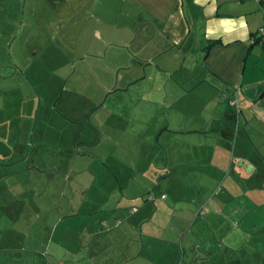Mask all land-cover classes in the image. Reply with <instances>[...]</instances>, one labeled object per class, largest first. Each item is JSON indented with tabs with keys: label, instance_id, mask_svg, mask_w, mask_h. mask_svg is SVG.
<instances>
[{
	"label": "crops",
	"instance_id": "0c3cea01",
	"mask_svg": "<svg viewBox=\"0 0 264 264\" xmlns=\"http://www.w3.org/2000/svg\"><path fill=\"white\" fill-rule=\"evenodd\" d=\"M21 2L0 0V17L4 20L0 34L12 37L9 54L15 63L12 51L17 48L14 43L22 29V23L17 27L19 15L21 19L24 14L22 19L26 22V6L21 12ZM24 2L29 4L30 15L25 46L21 48L27 52L24 59L37 58L28 55L36 54L35 48H42L30 29L34 27L32 22L38 21V16L41 23L44 21L42 30H47L49 37L45 41L49 44L54 33L47 27L53 28V22L60 21L64 46L58 49L64 55L62 61H81V73L98 79L95 94L94 90H82L90 105L81 108L83 118L91 121L95 117L91 126L94 134L84 130L91 144H84L89 149L84 153L97 155L90 148L102 146L108 159L129 168L121 171L126 181L121 183L119 170L95 156L103 162L109 178H116V187L109 195L114 197L110 206L103 185L97 189L100 198L86 196L89 187L79 185L83 197L76 204L69 183L51 186L55 188V199L39 200L41 189L36 183L20 187L16 176L4 177L0 190L20 189L25 197L18 198L14 192L13 200L0 198V210L4 212V218H0L4 222L0 226V264H257V255L262 253L260 243L254 241L257 227L239 228L237 233L248 234V241L238 245L228 239L231 232L223 230V225L231 222L230 213L237 211L246 220L257 213V206L264 205V185H259L257 192L254 180L264 173V156L257 142L252 141L257 133L264 141V42L259 33L264 25V0ZM5 26L7 32L3 31ZM212 42L206 52L205 47ZM104 58L113 64L127 62L134 66L126 80L129 85L124 104L129 102V116L117 112L120 103L116 91L125 89L108 80L109 71L115 72L124 64L107 65L103 76L107 80H101L98 65ZM154 60H159V64L152 70L148 66ZM5 61L11 62L8 56ZM143 72L146 78L149 74L176 77L175 86H134ZM104 97L106 100L99 105ZM195 102L202 103L204 111L208 106L213 108L209 119L201 114L192 116L196 113L192 110ZM182 103L185 106L179 108ZM188 106L191 112L185 116ZM137 109L143 111V127L147 129L137 128L138 132L133 133ZM175 110L177 113H173ZM169 111L173 114L167 117ZM34 116L31 114L30 120L34 118L37 124ZM117 118H121L120 123ZM241 118L246 125L242 134ZM128 137L130 143L140 139V152L134 154L133 147L126 143ZM5 157L13 162L5 163L0 156L1 166L22 159L16 151ZM155 167L167 174L155 180ZM34 169L40 168L30 163L26 171ZM45 171L60 175L58 165ZM191 173L208 174L213 183L206 182L207 188L200 181L198 186L202 183L205 193L190 194L188 201L176 198L169 189L178 188L170 180L178 176L179 189L184 186L188 193L187 187L195 185L187 186L184 177ZM231 173L236 175L233 183L228 181ZM49 186L43 190H51ZM200 216L206 219V225H202L205 230L199 225L204 221L199 220ZM211 218L216 220V227ZM259 232L264 233V228Z\"/></svg>",
	"mask_w": 264,
	"mask_h": 264
},
{
	"label": "rangeland",
	"instance_id": "374dc122",
	"mask_svg": "<svg viewBox=\"0 0 264 264\" xmlns=\"http://www.w3.org/2000/svg\"><path fill=\"white\" fill-rule=\"evenodd\" d=\"M24 1L25 0H22L21 2V12L23 11L24 6H26V22L23 21L24 14H22L23 19L22 15L21 19L19 15L17 27L22 23V29L21 31L17 32L18 37L14 43V47L17 48L15 51H12V54L15 53L14 58L16 60V63L12 61V58L9 54V44L13 43L12 37L10 36L9 38H7L6 34L4 36H2V33L0 34V156L5 159V163L10 164L11 162H13L12 159H7L5 156H12L13 151H16L19 156L20 154L22 155V159H18L20 161L16 162L15 164H12L10 166L0 165V180L1 182H3L6 177L9 178L16 176V178L19 180V183L22 184L20 187H24L28 183H36L37 186L41 189L38 190L39 200L49 198L55 199V188L52 187H56V184L58 183L66 182L69 183L73 188V191L69 192H73L71 198L74 197L72 201L76 204H78V198L83 197V195H81L82 190L80 189L79 185L89 187L90 190L86 193V196H96V198H100V195H97V189L100 185H103L106 189V200H109L107 204L108 206H110L114 200V197L109 198V195L116 187V178H109L107 169L105 170L103 162L106 165H109L111 168L119 170V180L121 183L126 182L121 175V171L129 167H126L119 161H117L116 164L115 162H113V160L108 159L109 156H105L106 154L104 153V148L102 146L99 147L96 145L95 147L93 146L90 148V150H92V152L94 150L97 155H94L95 153H84V151L89 150L86 149L84 144H86L87 146L91 145L85 138V132H91V134H94L91 126H93L95 122V117L91 118V121L93 123H91L90 119L88 120L86 118H83V110L81 108L84 105H87V107H90V105L84 100L87 99L88 96L85 93L83 94L82 90L83 88L85 90H94L93 93L95 94V91L97 90H95L94 88L98 83V79L95 78L93 74H87L86 72L81 73V61L71 59L67 64L66 62L62 61L64 55L62 54L61 49H58L63 48L64 46L61 40L62 29L60 26V21L53 22L55 23V26L53 28L51 27L49 29V27H47L49 32L54 33L53 39L49 44H47L45 41L46 37H49L47 30H45L46 33L44 30H42L44 21L41 23L38 16L37 18L39 22L37 20L32 22L34 27L32 26L30 29L36 36L37 41L42 43V48H35L37 50V53L28 55H36L37 58L35 57V59L30 60V57H27L28 59H24L23 54L27 56V52L24 53L23 51H21V48L25 46L24 40L27 37L26 29L28 28V20L30 21L29 4L26 5ZM56 22L59 25H57ZM3 26L4 20L2 17H0V28L2 29ZM4 30H6L7 32V27L4 28L3 31ZM74 34L76 35V32ZM18 44H20L21 47L18 46ZM104 48L106 49V47ZM7 56L10 58L11 62L5 61ZM151 62L148 68L150 67V69L152 70L157 69L159 60H154ZM111 64H124L123 67H119L115 72L109 71L108 80L113 81L115 84H117V87H120L119 89H125L124 92L116 91V95L119 96L117 101L118 103H120L119 106H117V108H119L117 112L121 115L129 116L130 109L127 107V104L129 106V102L127 104H124V102H126L125 98L127 97V94H125L127 93L126 88L129 85L126 83V80L128 73L133 72L132 67L134 66L130 65V63L127 62H118L113 64L110 63L108 59L104 58L103 61L100 62L101 66H99L97 63L98 67L101 69V73L99 72L102 75L101 80H107V78H104L103 76L105 74L107 65L109 66ZM83 67L85 68V65ZM82 74L84 77L82 76ZM145 75L146 74H144L143 72V75L141 76L143 79L139 77L138 79H136H140L139 83L133 85L137 86L138 84L140 85L142 83L141 88L152 85L161 88L164 86H175V81L173 80L176 79V77H174V79H169L163 78V76L161 78V74H149V76L146 78L144 77ZM172 84L174 86H170ZM74 90H76L77 92H72ZM122 95H125L124 99H122ZM105 100L106 97H104L103 101L99 105L103 104ZM186 103L188 104V101H186ZM201 105L203 104L200 103L199 105L197 102L193 104L192 108L194 109H191L196 113H192V116L195 117L194 115L201 114L209 119L210 116L208 115V113L210 114L213 108L211 106H208L206 108V111H204V108L200 107ZM183 106L185 105L183 104L179 108H183ZM226 107H228V103L226 104ZM189 110V106L187 108L185 107V116H187L191 112H189ZM36 113H38L37 116ZM166 113L167 114L165 115L168 117L173 113H177V110L173 111L172 114L170 113V111ZM31 114H34V117H37V124L34 118L30 120ZM134 115V118H136L137 121L134 123L135 128L134 131L132 130V132H138L135 131L137 130V128H139L140 131L143 129L146 130V126L145 128L143 127V122L145 120L143 118V111L137 109L136 111H134ZM117 119L118 123H120L121 118ZM240 123L242 126L240 134H242L243 128H245L246 125L244 124L243 120ZM235 124L237 128V123ZM249 125H251V123ZM120 127L124 129L125 124L120 125ZM255 135L257 136V139L256 136H252V141L257 142V147H259L261 153L264 156V148L262 147L264 146V141H262L261 139L262 135H260L259 133ZM129 139L130 138L128 137V141L126 143H129L133 147L134 154H136L138 151L140 152L141 145L138 147V142L140 143V139H135L132 143L129 142ZM119 149L121 150V148ZM119 149L118 152H120ZM21 150H23L24 152H21ZM95 156H100L99 158L103 162L97 159L98 157L96 158ZM131 160L134 161V159ZM126 161L127 160H123V162L127 163ZM30 163L40 169H34L32 172H30L29 170L26 171V169L29 168ZM55 165L59 166L60 175L56 173L50 175L45 171L46 169L49 170L50 168H53ZM153 169L156 170L157 175L154 178L155 180H158L161 175L167 174L161 167H155ZM127 170L129 169H126V171ZM244 170H246V168ZM172 177H174V175ZM176 177L178 179V176ZM234 177H236V175L234 173H231L230 180L228 181L232 183L233 181L235 182L236 178L234 179ZM184 178H186L184 181L187 186H190V184L193 183L195 187H187L190 190L188 193H186V189L184 188V186L181 185L182 187L180 186L181 188L179 189L178 184L180 182L177 179L174 180V177L173 180H170V183L176 184L178 190H173V187L171 186L169 191H173L176 198H185L186 201H188L186 197H189L190 194H192V196H200V194L205 193L202 192V189L200 187L202 183H200V186H198L200 181L205 182L204 186H206L207 188L209 187L206 182L213 183L208 174L203 175L202 173H191L187 174ZM104 180L107 181L106 184H103L101 182ZM254 180L257 181V192H259L258 186L264 185V173L260 176H256ZM48 186L52 189L47 191L43 190ZM76 187H78V189ZM0 191L1 199L6 201L14 199L15 191ZM15 193L19 194L18 198L25 197V194H22L23 190L18 189ZM116 197H118V194H116ZM169 200H171L170 195ZM180 203L182 204V202H179L178 204ZM230 203L234 204L233 202ZM39 205L43 206L41 202H39ZM73 208L77 210V206H73ZM230 208L231 207H229V209ZM3 213V210H0V218H4ZM47 213L39 211V214L46 215ZM230 215L231 222L228 223L226 227L224 224L223 230L227 229L231 232L228 238L231 242H238L239 245L245 242V240L248 241V234L244 233L243 235L237 233L239 232L238 230H240L239 228L249 229L253 226L257 227L258 235L257 237H255L254 241L256 243H260L259 249H262V253H259L257 255V264H264V233L259 232V229L264 228V205L257 206V213L247 217L246 220L241 219L240 215L237 214V211L233 212L232 214L230 213ZM202 218L204 221L199 222V220H201ZM199 220V225H206L205 217L200 216ZM210 220L212 222V226L214 225V227H216V220H212V218ZM2 224H4L3 221L0 222V226ZM202 229L205 230V227L202 226ZM237 235L238 237L234 238Z\"/></svg>",
	"mask_w": 264,
	"mask_h": 264
},
{
	"label": "built area",
	"instance_id": "2783aa9c",
	"mask_svg": "<svg viewBox=\"0 0 264 264\" xmlns=\"http://www.w3.org/2000/svg\"><path fill=\"white\" fill-rule=\"evenodd\" d=\"M256 1H260V0H256ZM259 33H260V38L264 42V25L260 28V32Z\"/></svg>",
	"mask_w": 264,
	"mask_h": 264
},
{
	"label": "trees",
	"instance_id": "16d2710c",
	"mask_svg": "<svg viewBox=\"0 0 264 264\" xmlns=\"http://www.w3.org/2000/svg\"><path fill=\"white\" fill-rule=\"evenodd\" d=\"M261 39V38H260ZM214 43L212 42V43H210L209 45H207L205 48V50H206V52H208V50L210 49V47L213 45Z\"/></svg>",
	"mask_w": 264,
	"mask_h": 264
}]
</instances>
